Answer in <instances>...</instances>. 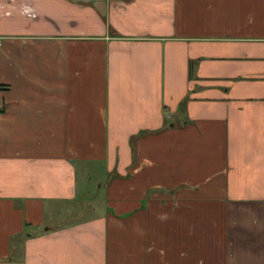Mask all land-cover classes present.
Wrapping results in <instances>:
<instances>
[{
    "label": "crops",
    "instance_id": "crops-1",
    "mask_svg": "<svg viewBox=\"0 0 264 264\" xmlns=\"http://www.w3.org/2000/svg\"><path fill=\"white\" fill-rule=\"evenodd\" d=\"M0 85V264H264V0H0Z\"/></svg>",
    "mask_w": 264,
    "mask_h": 264
},
{
    "label": "rangeland",
    "instance_id": "rangeland-1",
    "mask_svg": "<svg viewBox=\"0 0 264 264\" xmlns=\"http://www.w3.org/2000/svg\"><path fill=\"white\" fill-rule=\"evenodd\" d=\"M103 174L104 172L100 169V171L96 173L97 178L88 180V187H90V193L86 194L85 196L78 197L77 201L74 202L73 211H71L70 215L68 214L64 216L63 220L65 222L69 220L71 221L76 217L78 218L79 215L82 214V212H85V210L89 209L94 204H98V200L96 199L102 198L103 194L102 193L100 194V190L96 189L97 187L96 185L104 181ZM97 181L99 182L97 183Z\"/></svg>",
    "mask_w": 264,
    "mask_h": 264
},
{
    "label": "trees",
    "instance_id": "trees-1",
    "mask_svg": "<svg viewBox=\"0 0 264 264\" xmlns=\"http://www.w3.org/2000/svg\"><path fill=\"white\" fill-rule=\"evenodd\" d=\"M0 89H5V86L0 85Z\"/></svg>",
    "mask_w": 264,
    "mask_h": 264
}]
</instances>
